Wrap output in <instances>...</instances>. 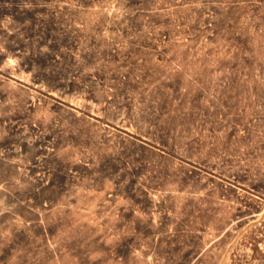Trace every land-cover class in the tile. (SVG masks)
<instances>
[{
	"label": "rangeland",
	"instance_id": "obj_1",
	"mask_svg": "<svg viewBox=\"0 0 264 264\" xmlns=\"http://www.w3.org/2000/svg\"><path fill=\"white\" fill-rule=\"evenodd\" d=\"M0 264H264V0H0Z\"/></svg>",
	"mask_w": 264,
	"mask_h": 264
}]
</instances>
